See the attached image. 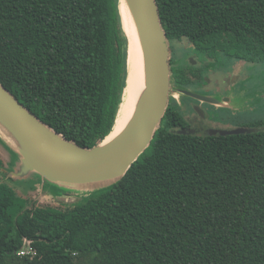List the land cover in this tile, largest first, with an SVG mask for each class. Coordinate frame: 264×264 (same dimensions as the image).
I'll return each mask as SVG.
<instances>
[{
	"label": "trees",
	"instance_id": "16d2710c",
	"mask_svg": "<svg viewBox=\"0 0 264 264\" xmlns=\"http://www.w3.org/2000/svg\"><path fill=\"white\" fill-rule=\"evenodd\" d=\"M155 4L168 65L173 41L182 38L203 55L220 51L264 64V0ZM117 6L0 0V84L80 149L107 137L119 103ZM173 69L170 91H191L206 78ZM224 87L212 82L200 91ZM187 101L196 103L169 95L149 144L124 176L80 200L48 195L37 204L36 188L12 184L19 154L0 138V264H79L87 254L85 264H264V120L236 125L253 128L247 133L192 134L176 104ZM26 246L33 254L17 259Z\"/></svg>",
	"mask_w": 264,
	"mask_h": 264
},
{
	"label": "water",
	"instance_id": "95a60500",
	"mask_svg": "<svg viewBox=\"0 0 264 264\" xmlns=\"http://www.w3.org/2000/svg\"><path fill=\"white\" fill-rule=\"evenodd\" d=\"M124 2L137 27L143 64L142 90L125 126L107 144L99 146L98 143L92 148L80 149L41 123L0 84V121L21 147L20 151L13 147L19 154L17 170L34 173L53 185L67 188L110 186L124 176L149 144L168 96L174 92L170 91L168 78L167 43L155 0ZM179 94L196 101L219 104V100L210 94L185 89H180ZM252 130L251 127L209 128L213 134L247 133ZM98 190L101 189L95 191Z\"/></svg>",
	"mask_w": 264,
	"mask_h": 264
},
{
	"label": "rangeland",
	"instance_id": "374dc122",
	"mask_svg": "<svg viewBox=\"0 0 264 264\" xmlns=\"http://www.w3.org/2000/svg\"><path fill=\"white\" fill-rule=\"evenodd\" d=\"M119 9L118 3V29L122 37ZM173 42L176 43L174 44L172 53V65H169V67H171V73H174L175 70L173 67L175 66L179 69L181 68V70L187 74L193 72L201 73L206 77L202 82L203 84L207 85L215 82L216 86H225L221 90H218L217 94L219 96L225 95L229 97V99H226L220 104L196 101L198 104L194 103L197 105L191 107L188 103L186 104V102H184L185 104L176 103L179 106V110L184 113L188 121L193 122L192 120L198 118L199 121H203L206 126L221 130L236 128L238 123L245 120H264V64H253L244 60L234 61L231 57L227 56L226 53L220 51L208 52L203 55L187 38H182L181 41ZM167 44H169V41H167ZM235 50H239V48H235ZM190 57H192L191 61H189ZM182 58H184V61L189 62V64L180 66L184 62L180 61ZM203 84H197L193 90L201 89ZM170 95L171 102L181 96L179 92H170ZM259 126L264 125L262 124ZM23 172L24 171L20 169L17 170V168L12 171V177L14 178L12 184L17 182L36 188L37 192L33 196L37 197V194H40L37 204H42L41 199L47 198L48 195L60 202H67L73 199H83L97 189H106L109 187L106 184L97 188H82L92 190L80 191L81 189L53 185L45 181L39 175ZM26 254H33L28 246L16 257L17 259H23ZM91 257V254H87L81 257L78 263L85 264Z\"/></svg>",
	"mask_w": 264,
	"mask_h": 264
},
{
	"label": "bare ground",
	"instance_id": "6f19581e",
	"mask_svg": "<svg viewBox=\"0 0 264 264\" xmlns=\"http://www.w3.org/2000/svg\"><path fill=\"white\" fill-rule=\"evenodd\" d=\"M119 8L121 35L124 39L122 87L113 125L107 137L99 143V146H103L110 142L125 126L140 96L143 84V64L137 27L124 0L120 1ZM0 138L11 147L19 151L21 150L16 137L1 121ZM87 190L92 189H81L80 191Z\"/></svg>",
	"mask_w": 264,
	"mask_h": 264
},
{
	"label": "flooded vegetation",
	"instance_id": "af4514ba",
	"mask_svg": "<svg viewBox=\"0 0 264 264\" xmlns=\"http://www.w3.org/2000/svg\"><path fill=\"white\" fill-rule=\"evenodd\" d=\"M194 88H191V91L196 92V93H201V94H210L213 95L214 97H216L219 100V104L224 102L226 99H229V97L227 96H219L217 94L218 90H213V89H208L207 91H200L199 90H193ZM186 103H188L191 107H193L194 105H197L198 102H196L197 104H194L193 102L187 101ZM189 126L186 128L188 132L192 133V134H203V132H205L206 130H208L210 127L206 126L204 124V122H200L198 118H196L195 120H192L193 122L188 121V119H186Z\"/></svg>",
	"mask_w": 264,
	"mask_h": 264
},
{
	"label": "built area",
	"instance_id": "2783aa9c",
	"mask_svg": "<svg viewBox=\"0 0 264 264\" xmlns=\"http://www.w3.org/2000/svg\"><path fill=\"white\" fill-rule=\"evenodd\" d=\"M23 249H25V248H23ZM23 249H22V250H23ZM22 250L18 251V252H17V255H20Z\"/></svg>",
	"mask_w": 264,
	"mask_h": 264
}]
</instances>
